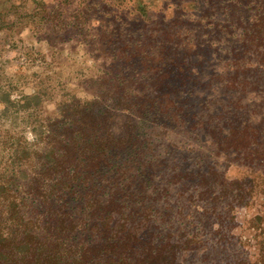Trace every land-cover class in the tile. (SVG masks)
<instances>
[{"label":"rangeland","instance_id":"obj_1","mask_svg":"<svg viewBox=\"0 0 264 264\" xmlns=\"http://www.w3.org/2000/svg\"><path fill=\"white\" fill-rule=\"evenodd\" d=\"M176 5L0 0V182L29 228L85 257L79 264H240L263 240L248 224L264 218L262 190L230 211L220 204L224 221L202 217L212 203L200 199L205 187L251 178L253 167L207 130L226 135L220 110L235 111L221 88L224 62L202 70L179 55L169 67L174 56L158 38L143 42ZM122 219L136 225L128 245Z\"/></svg>","mask_w":264,"mask_h":264},{"label":"trees","instance_id":"obj_2","mask_svg":"<svg viewBox=\"0 0 264 264\" xmlns=\"http://www.w3.org/2000/svg\"><path fill=\"white\" fill-rule=\"evenodd\" d=\"M174 1L177 5L172 15L167 21L165 18L163 20L165 27L160 28L157 35L150 34L145 29L141 34L143 42L148 43L150 38H158L160 52H171L170 55L174 56L169 67H175V60L183 62L182 58L199 65L202 70L208 59L210 64L219 60L224 62V84L221 88L222 92L233 94V98L237 100L233 108L235 111L229 113L224 109L220 110L219 119H224L222 128L225 127L226 135L221 136V128L218 127L207 130L212 133L209 134L210 138L216 139L219 146L239 152L250 167H253V177L228 180L223 175L219 188L209 185L200 196L203 200L212 195L209 198L212 201L211 207L203 210L202 217L207 221H211L213 217H222L224 221L228 212H217L220 204H226L230 211L240 203L250 202L254 192L264 191V95L259 100L250 97L253 93L264 94V0ZM31 15L35 16L36 11ZM1 16L0 13V19ZM179 55H182L181 59L178 58ZM167 91L170 93L168 89ZM235 93L238 95L235 96ZM243 112H246L245 117L241 116ZM227 117L229 121L226 122ZM9 186V182H0V264H79L80 259H85L76 256L74 252L62 253L60 246L55 243L47 244L38 233L32 231L18 208L17 198L7 193ZM213 191L216 192L215 195ZM190 201L192 202L191 199ZM113 219L116 216L112 215L111 220ZM263 220L262 214L257 213L254 217L251 215L248 224L258 231L260 228L264 229ZM121 221L122 235L125 236V245H128L131 238L136 241V225L130 219L127 222L124 219ZM191 225L195 226L194 219L191 220ZM151 226L154 227V224ZM145 230L149 234L153 231L151 228ZM216 231L217 229L212 236L222 238V230ZM189 238L184 244H191L199 239L196 236ZM247 255L253 261L246 259L240 264H264V237L259 247L249 251ZM128 260L124 256L113 257L109 264H129Z\"/></svg>","mask_w":264,"mask_h":264}]
</instances>
